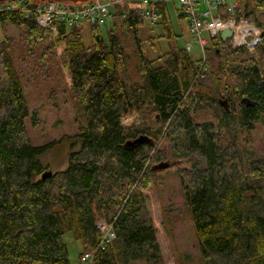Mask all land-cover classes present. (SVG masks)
I'll return each mask as SVG.
<instances>
[{
  "label": "trees",
  "instance_id": "trees-1",
  "mask_svg": "<svg viewBox=\"0 0 264 264\" xmlns=\"http://www.w3.org/2000/svg\"><path fill=\"white\" fill-rule=\"evenodd\" d=\"M157 6L167 41L157 66L138 43L144 21L133 3L115 4L106 41L93 36L88 47L81 27L61 26L53 41L33 15L0 14L1 25L22 28L23 48L55 81L76 124L59 141L40 142L49 133L33 134L40 121L28 107L20 82L25 76L16 72L10 40L0 41V264H69L63 236L70 233L83 251L93 252L101 240L98 220L112 226L115 238L92 264H166L143 191L166 171L163 160L177 165L194 156L189 168L176 171L181 210L172 215L164 207V222L192 224L198 264H264V0L218 8L222 20L254 23L261 40L253 55L244 47L222 50L223 42L212 40L198 77L196 61L177 45L167 3ZM123 31L136 41L138 81L129 71ZM56 43L64 45L60 56ZM57 64L67 70L69 88L56 80ZM129 113L143 123L124 128ZM203 113L212 120L197 117ZM149 122L159 127L152 130ZM256 126L263 129L257 143L250 134ZM61 142L68 149L66 166L52 172L41 158Z\"/></svg>",
  "mask_w": 264,
  "mask_h": 264
},
{
  "label": "rangeland",
  "instance_id": "rangeland-1",
  "mask_svg": "<svg viewBox=\"0 0 264 264\" xmlns=\"http://www.w3.org/2000/svg\"><path fill=\"white\" fill-rule=\"evenodd\" d=\"M63 3H61V6ZM178 1H170L167 3L168 22L170 24L172 33L176 36V42L179 47H183L186 42L191 41V37L188 31V24L184 17H180L181 11L177 9ZM203 8L202 6L200 7ZM108 26V25H107ZM107 26L100 29V35L104 40L107 38ZM22 28H17L11 24H0V41L10 40L11 54L15 64L16 72L20 76V82L23 87V91L26 95V101L30 111H36L40 124L33 134L36 136L37 132H47L49 136L42 137L40 142L52 143L53 141H59V138L63 134H71L76 129V124L72 121V110L68 103H63L64 95L57 89L55 81L50 82L41 71L38 70L35 65V56L29 57L23 48ZM164 30L161 23L157 21L153 23H144L137 31V40L143 49L144 57L152 61L155 66L159 65V59L167 51V41L163 37ZM204 38L210 43L209 36L204 33ZM53 41L55 36L52 35ZM81 37L84 47H88L93 43V35L90 27L87 23L81 25ZM122 41L126 47V52L130 58L129 71L133 81L139 80V74L137 72L138 60L133 53L134 45L136 41L132 38L130 32H122ZM106 41V40H105ZM225 42V41H221ZM137 43V44H138ZM63 43H56L55 52L57 56L63 54ZM222 50L237 49L230 46V43H225L220 46ZM247 54L253 55L255 50L248 51L244 48ZM23 53L25 55L24 61L20 62L17 56ZM189 57L195 60L199 56V49L194 45L190 51ZM56 66H50L52 74H56ZM57 70H59L56 80L62 81V85L66 88L70 87V76L65 68L57 64ZM55 90V94L52 99L49 98V94L52 90ZM54 101H56L57 109L53 107ZM52 106V107H51ZM198 118L212 120V116H208L205 113L198 114ZM143 123V119L138 114L129 113L125 115L121 120V125L124 128L137 127ZM152 130L159 127L158 122H149ZM165 125L161 129V134L166 129ZM263 133V129L260 126H256L254 130L250 131V134L255 138L257 143L259 134ZM39 138V137H37ZM161 147V144L158 145ZM68 149L64 143H55L51 146L41 158L43 165H47L52 172L62 170L66 166ZM195 157V156H194ZM182 159L181 163L174 165L171 160H163L164 169L166 171L161 172L160 179L157 180L156 185H151L148 189L143 191L145 195V206L148 211L153 227L156 230V239L159 244L164 262L166 264H198L196 263V256L199 253L198 242L195 236V231L192 224L189 221L180 222L175 226L169 225L164 222L162 217L163 211L168 210L172 215H178L181 210V199L179 196V181L176 175L178 167L189 168L194 162L193 158ZM165 164L167 167H165ZM157 165V164H156ZM166 208L163 210V208ZM64 243L67 247L69 264H79L81 256L87 252L83 251L80 242L75 241L70 233H66L63 236ZM81 253V254H80ZM80 254V255H79ZM143 264V263H136Z\"/></svg>",
  "mask_w": 264,
  "mask_h": 264
},
{
  "label": "built area",
  "instance_id": "built-area-1",
  "mask_svg": "<svg viewBox=\"0 0 264 264\" xmlns=\"http://www.w3.org/2000/svg\"><path fill=\"white\" fill-rule=\"evenodd\" d=\"M160 1L170 2V0H76L72 2L12 0L0 3V14L12 12L21 13L23 16L33 15L36 25L50 30L55 37L58 36L61 26L64 29L80 28L83 23L88 24L93 36H98L100 29L107 23L110 9L115 4L133 3L139 8L144 23H153L159 21L157 4ZM177 1V9L186 19L191 37V41L184 44L185 51L190 53L194 45L199 49V56L195 59L198 67L196 77L206 69L205 53L210 43L204 38V33L209 36L210 42L212 40L221 41L220 34L229 29L232 34L225 42L230 43L233 48L244 47L248 51L254 50L261 40L259 29L249 20H222L218 16V8H227L228 11H232L237 5V0ZM61 3H63L62 6ZM96 226L101 233V240L93 252H85L82 255L79 264H92L94 254L115 238L111 225L98 220Z\"/></svg>",
  "mask_w": 264,
  "mask_h": 264
},
{
  "label": "water",
  "instance_id": "water-1",
  "mask_svg": "<svg viewBox=\"0 0 264 264\" xmlns=\"http://www.w3.org/2000/svg\"><path fill=\"white\" fill-rule=\"evenodd\" d=\"M4 1H12V0H0V3L1 2H4ZM41 1H47V0H41ZM52 1H56V2H64V1H76V0H52ZM231 31L229 29H226L224 30L221 34H220V40L221 41H226L230 36H231ZM259 35H261V33H259ZM237 67V64H234L233 65V68L235 69ZM45 177V176H43Z\"/></svg>",
  "mask_w": 264,
  "mask_h": 264
},
{
  "label": "flooded vegetation",
  "instance_id": "flooded-vegetation-1",
  "mask_svg": "<svg viewBox=\"0 0 264 264\" xmlns=\"http://www.w3.org/2000/svg\"><path fill=\"white\" fill-rule=\"evenodd\" d=\"M225 43H226V42H223V44H225ZM227 43H228V42H227ZM227 43H226V44H227ZM209 46H210V45H209Z\"/></svg>",
  "mask_w": 264,
  "mask_h": 264
},
{
  "label": "bare ground",
  "instance_id": "bare-ground-1",
  "mask_svg": "<svg viewBox=\"0 0 264 264\" xmlns=\"http://www.w3.org/2000/svg\"><path fill=\"white\" fill-rule=\"evenodd\" d=\"M97 227V226H96ZM82 257V256H81ZM81 259V258H80Z\"/></svg>",
  "mask_w": 264,
  "mask_h": 264
}]
</instances>
